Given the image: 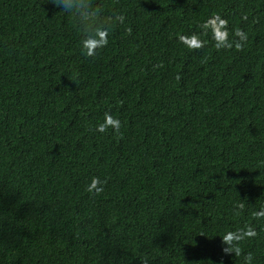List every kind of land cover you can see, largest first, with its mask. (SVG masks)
I'll return each mask as SVG.
<instances>
[{"label":"trees","instance_id":"obj_1","mask_svg":"<svg viewBox=\"0 0 264 264\" xmlns=\"http://www.w3.org/2000/svg\"><path fill=\"white\" fill-rule=\"evenodd\" d=\"M93 3L125 21L89 57L75 14L0 0V264H264V0ZM215 13L243 47L178 40Z\"/></svg>","mask_w":264,"mask_h":264},{"label":"clouds","instance_id":"obj_2","mask_svg":"<svg viewBox=\"0 0 264 264\" xmlns=\"http://www.w3.org/2000/svg\"><path fill=\"white\" fill-rule=\"evenodd\" d=\"M51 2L65 14H75L80 30L81 49L89 57L95 56L98 50L106 47L114 26L125 21V16L121 13L102 16L93 0H51ZM228 25V19L221 13H215L197 25L198 32L180 34L178 40L190 49H200L205 46L203 37L210 35L217 50L243 47L247 42L248 34L240 28L230 30ZM107 129L114 132H119L121 129V120L111 112L104 113L103 120L96 125L95 131L103 133ZM105 184L106 180L94 176L87 186V191L98 195L104 191ZM255 215L257 218L264 217V210L256 212ZM256 235L255 229L250 226L228 231L222 236L223 242L227 245L224 251L239 257L242 253L239 242ZM252 258L251 253L244 255V264H251Z\"/></svg>","mask_w":264,"mask_h":264}]
</instances>
